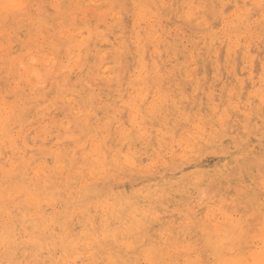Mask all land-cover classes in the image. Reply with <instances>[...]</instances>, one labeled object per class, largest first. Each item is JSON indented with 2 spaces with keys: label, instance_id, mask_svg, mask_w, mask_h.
Wrapping results in <instances>:
<instances>
[{
  "label": "bare ground",
  "instance_id": "6f19581e",
  "mask_svg": "<svg viewBox=\"0 0 264 264\" xmlns=\"http://www.w3.org/2000/svg\"><path fill=\"white\" fill-rule=\"evenodd\" d=\"M256 36L264 0H0V264H252Z\"/></svg>",
  "mask_w": 264,
  "mask_h": 264
},
{
  "label": "rangeland",
  "instance_id": "374dc122",
  "mask_svg": "<svg viewBox=\"0 0 264 264\" xmlns=\"http://www.w3.org/2000/svg\"><path fill=\"white\" fill-rule=\"evenodd\" d=\"M191 33L194 34V32L192 31ZM262 38L264 37L256 36L255 41L264 42V39ZM243 44L244 42H242V45ZM221 59H222L221 62L223 64L224 60L223 58ZM237 62L240 65V60H238ZM207 74L209 75L207 76L206 81L208 84H210L212 82V79H211L212 73L210 72ZM255 75H257L256 80H258L259 77H261L260 71L258 74L256 73ZM208 79L210 80L208 81ZM234 85L235 83L233 82L229 84L228 87L231 88ZM252 135H253L252 143L255 144L254 145L255 149L261 148L260 152L258 155L253 156V159L250 162V164L247 163L248 165H246L247 167L245 166L244 172H241L240 170H238V173H239L238 176L235 174L236 173L235 171H234L235 173L233 174V176L231 175L232 183L238 184V187H237L238 193L237 195H235V192L233 191L230 193L229 197L235 195L241 198V205L239 206L241 210L238 214L239 217L238 216L237 217L240 220V222L242 221L241 223L243 225L244 224L246 225V227H244V233L241 234L243 236L237 234V236L239 235L240 237V242L235 245L236 247L235 246L234 247L237 248L240 252L247 253L251 251L253 255L252 264H262V261H264V203H262V200H261V193L264 192V124L260 128L254 129ZM243 174L245 177H248L250 181L252 182L251 187H252L253 194L248 199H242L243 196L241 195V192H240L241 187L239 186V184L244 178ZM234 175L236 176L234 177ZM207 187H209V184ZM247 201H250L251 203L248 204ZM246 243L247 245H245ZM255 253L258 256L257 255L255 256Z\"/></svg>",
  "mask_w": 264,
  "mask_h": 264
},
{
  "label": "snow or ice",
  "instance_id": "6c2138e0",
  "mask_svg": "<svg viewBox=\"0 0 264 264\" xmlns=\"http://www.w3.org/2000/svg\"><path fill=\"white\" fill-rule=\"evenodd\" d=\"M216 174L217 175H222L223 174V170L222 169H217ZM230 175H232V174H230ZM213 179H214V177H213ZM214 191H215V189H214L213 185L210 184L209 188L207 190V194L211 195V194H213ZM261 200H262V203H264V192L261 193ZM262 264H264V261H262Z\"/></svg>",
  "mask_w": 264,
  "mask_h": 264
}]
</instances>
